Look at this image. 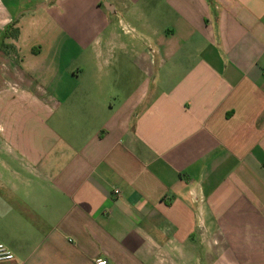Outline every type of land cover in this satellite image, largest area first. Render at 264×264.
<instances>
[{
  "label": "crops",
  "instance_id": "crops-1",
  "mask_svg": "<svg viewBox=\"0 0 264 264\" xmlns=\"http://www.w3.org/2000/svg\"><path fill=\"white\" fill-rule=\"evenodd\" d=\"M0 241L264 264V0H0Z\"/></svg>",
  "mask_w": 264,
  "mask_h": 264
},
{
  "label": "built area",
  "instance_id": "built-area-1",
  "mask_svg": "<svg viewBox=\"0 0 264 264\" xmlns=\"http://www.w3.org/2000/svg\"><path fill=\"white\" fill-rule=\"evenodd\" d=\"M119 193V191H117ZM15 260V254L4 243L0 241V263ZM98 264H106V261H99Z\"/></svg>",
  "mask_w": 264,
  "mask_h": 264
},
{
  "label": "rangeland",
  "instance_id": "rangeland-1",
  "mask_svg": "<svg viewBox=\"0 0 264 264\" xmlns=\"http://www.w3.org/2000/svg\"><path fill=\"white\" fill-rule=\"evenodd\" d=\"M138 83V82H137ZM251 260V259H250Z\"/></svg>",
  "mask_w": 264,
  "mask_h": 264
}]
</instances>
